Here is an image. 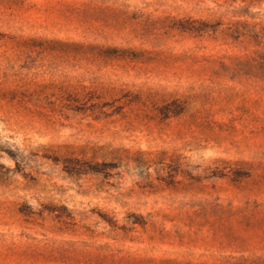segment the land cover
Here are the masks:
<instances>
[{"label": "rangeland", "instance_id": "374dc122", "mask_svg": "<svg viewBox=\"0 0 264 264\" xmlns=\"http://www.w3.org/2000/svg\"><path fill=\"white\" fill-rule=\"evenodd\" d=\"M0 264H264V0H0Z\"/></svg>", "mask_w": 264, "mask_h": 264}]
</instances>
